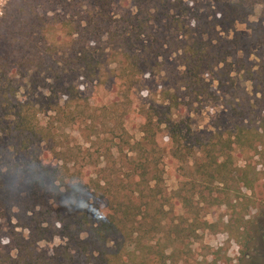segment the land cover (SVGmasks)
<instances>
[{
	"label": "trees",
	"instance_id": "obj_1",
	"mask_svg": "<svg viewBox=\"0 0 264 264\" xmlns=\"http://www.w3.org/2000/svg\"><path fill=\"white\" fill-rule=\"evenodd\" d=\"M195 2L15 1L23 9L0 34V218L26 212L37 225L53 203L68 245L44 256L30 244L11 264H177L173 244L198 229L171 225L170 213L196 208L201 181L209 195L230 188L237 161L257 140L264 147V0ZM173 45L177 80L146 89ZM37 86L48 89L43 102ZM91 88L113 97L91 99ZM210 99L233 127L205 141L192 107ZM101 126L111 145L93 152L83 140ZM192 161L189 194L172 197L167 170L185 180Z\"/></svg>",
	"mask_w": 264,
	"mask_h": 264
},
{
	"label": "rangeland",
	"instance_id": "obj_2",
	"mask_svg": "<svg viewBox=\"0 0 264 264\" xmlns=\"http://www.w3.org/2000/svg\"><path fill=\"white\" fill-rule=\"evenodd\" d=\"M15 1L0 0V22L3 21L0 23V34L5 31L4 21L6 22L10 15L20 14L23 9V6L20 3L16 4ZM195 1L193 0L194 3ZM260 15L261 6H257L253 20H257ZM9 20L14 21L12 18ZM20 29L23 31L24 27ZM220 33L216 31L214 37L221 36ZM176 50L177 47L173 45L169 50L170 56L159 60V69L146 81V89L156 92L163 84L165 87H170L175 83L178 69L181 68L178 54L173 52ZM69 79L76 85L81 81L79 76ZM35 88L38 91L36 96L43 102V97H48V89L44 86ZM91 90L92 88L83 94L91 99L104 96L107 98L106 101L113 97L111 89L101 88L98 92L96 89ZM97 93L100 96H97ZM192 119L195 131L205 141L210 140L216 127H220L225 132L233 127V122L228 123L222 102L212 99L194 104ZM73 135L78 136L79 132L75 131ZM110 140V128L101 126L99 136H92V132H89L83 142L85 145L87 143L91 151L98 152L105 149L102 147L111 145ZM256 146L257 149L248 157L237 161L236 180L230 184V188L226 189L222 186L216 191V195H209L203 183L206 181H201L196 193L202 190L204 194L203 198L199 199L200 203L196 202V208L185 211L175 209V212L170 213L171 225L179 224L185 228L194 225V229H198L196 237L176 241L173 244L177 254L175 256L177 264H253L256 260L254 264H264V147L260 145L259 140L256 141ZM194 168L193 161L185 165V170L181 171L185 180H182V174L177 175L178 169L167 170L161 183L162 188L172 197L180 189L184 194H189L191 186H186L185 183L192 180ZM234 191H237L238 200L233 198ZM215 199L218 202H214ZM46 203L38 208L41 217L40 224L37 225L30 224L26 220V212L16 214L8 212L0 218V264H11L19 250L30 244L44 256L63 252L62 247L68 245L67 240L63 238V225H58L55 215L52 214L53 203ZM173 237L175 238V235ZM161 242L167 241L162 239Z\"/></svg>",
	"mask_w": 264,
	"mask_h": 264
},
{
	"label": "clouds",
	"instance_id": "obj_3",
	"mask_svg": "<svg viewBox=\"0 0 264 264\" xmlns=\"http://www.w3.org/2000/svg\"><path fill=\"white\" fill-rule=\"evenodd\" d=\"M102 218V217H101Z\"/></svg>",
	"mask_w": 264,
	"mask_h": 264
}]
</instances>
